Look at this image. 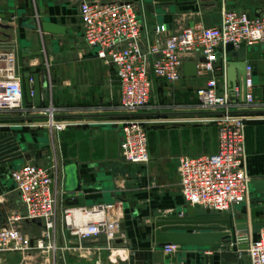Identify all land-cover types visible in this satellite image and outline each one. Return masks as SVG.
<instances>
[{"label": "crops", "instance_id": "obj_1", "mask_svg": "<svg viewBox=\"0 0 264 264\" xmlns=\"http://www.w3.org/2000/svg\"><path fill=\"white\" fill-rule=\"evenodd\" d=\"M81 1L0 0V13L12 16L11 19H0V25L8 27H0V55L14 53L23 91L22 74L25 71L39 74V111L52 105L56 121L67 125L65 130H50L34 125L35 121L45 120L40 114L0 115V131L11 132L25 147L26 160L31 154L33 164L48 166L54 163L57 166L58 189L63 191L56 205L57 258L60 248L68 247L62 256L66 259L67 252L70 257L81 260H75L76 264H167L162 247L158 248L154 243L151 223L158 216L173 215L178 209L190 208L178 185V157L212 154L217 150V128L209 124L213 113L201 111L195 95L204 78H186L182 73L181 79L174 83L154 79L149 100L153 111L123 113L118 108L120 91L115 67L98 58L96 50L83 39L79 14ZM84 1L132 3L140 13L143 48L160 37L150 30L152 25L164 26L166 31L161 35L164 37L195 23L205 27L218 26L225 11L264 16V0H172L162 2L168 3L163 5H147L144 0ZM152 16L156 19L155 24L147 23ZM42 22L62 26L65 33H44L40 27ZM27 23H34L35 29H29ZM36 46H39L38 56L33 54ZM245 48L244 60L253 66L252 92L256 102L247 106L232 98L230 110L245 120L242 168L250 181L264 180V46ZM183 60V64L194 62L197 56L190 55ZM216 77L222 85L223 79ZM129 118H136L145 125L149 155L146 164H128L120 158V123ZM18 127H25L26 131H19ZM205 129L214 130L205 136ZM42 133L49 141L43 139ZM19 162L0 164V227L8 224L12 214L24 211L11 178V171ZM69 165H73L78 174L80 189L75 195L65 186L64 169ZM109 202L118 203L123 214L121 222L126 215L130 216L124 221L123 241L118 239L107 248L102 237L78 243L66 234L61 221L64 207ZM193 209L199 216L206 211L199 207ZM222 215L230 219L234 237L247 234L255 239L264 226V202L249 193L243 203ZM242 223L247 226L245 231L233 230L234 225ZM21 225L23 232L31 236H37L41 231V226L35 223L22 222ZM202 249L183 248L181 263L203 264L202 255L198 253ZM0 264H32V261L27 255L4 252L0 253Z\"/></svg>", "mask_w": 264, "mask_h": 264}, {"label": "built area", "instance_id": "obj_2", "mask_svg": "<svg viewBox=\"0 0 264 264\" xmlns=\"http://www.w3.org/2000/svg\"><path fill=\"white\" fill-rule=\"evenodd\" d=\"M79 14L83 26V39L97 49V57L115 67L119 85V110L134 114L146 108L154 79L174 83L182 77L183 58L197 56V75L204 78L195 95L201 111L212 112L211 121L217 128V150L212 154L178 157L177 177L182 198L190 208L209 210L223 214L231 207L243 203L249 195L250 178L243 170L244 117L233 113L231 95L224 81L220 85L213 65L215 55L232 44L239 47L264 46V16L252 19L243 12L225 11L220 24L205 27L192 24L178 33H165V27H157L160 37L142 46V25L135 6L130 2L92 3L82 0ZM39 27V24H38ZM200 58L204 62H198ZM245 105L256 102L252 92L253 66L246 63ZM236 97L239 92L235 91ZM28 113L44 114L42 123L36 127L65 130L67 125L55 119V109L40 110L27 106L16 68L13 52L0 55V115L25 116ZM122 138L119 143L120 158L128 164H146L149 161L145 125L136 118L120 123ZM56 164L40 166L22 163L11 171L23 213H14L5 227H0V253L27 255L32 264H56V205L63 194L58 189ZM41 221V231L31 236L22 230V222L32 224ZM123 214L116 202L97 203L91 206H67L61 211L62 226L66 234L78 241H95L103 238L107 248L116 240H124L120 223ZM248 264H264V226L255 239L244 234ZM61 254L68 247L60 248ZM89 252V249H87ZM176 246L165 245L162 251L172 254Z\"/></svg>", "mask_w": 264, "mask_h": 264}, {"label": "water", "instance_id": "obj_3", "mask_svg": "<svg viewBox=\"0 0 264 264\" xmlns=\"http://www.w3.org/2000/svg\"><path fill=\"white\" fill-rule=\"evenodd\" d=\"M172 0H144V3L150 5H163ZM170 4V3H169ZM139 16L140 13L138 12ZM251 19L253 15H248ZM11 15H4L0 13V19H11ZM149 24H155L154 16L146 20ZM1 28L7 29L4 25ZM29 29H35L34 23H27ZM41 30L47 34L62 35L65 29L62 26L50 22H42ZM157 25H152L150 30L155 31ZM97 53V49L94 48ZM34 55L38 56L39 46H36ZM246 48H234L232 44H227L224 49L226 61L221 60L222 54L218 52L215 55L214 69L215 75L221 77L231 98L245 103L246 85H245V68L246 62L244 60V53ZM198 62H204L200 58ZM197 62H185L182 67L183 76L186 78H194L197 75ZM24 85V96L27 106L40 107L41 106V87L38 73H30L25 71L22 74ZM239 92L236 97L235 91ZM25 147L20 145L15 136L11 132L0 131V164L13 163L24 158ZM65 186L67 191L75 195L80 189L77 170L73 165H69L65 169ZM249 193H253L258 201L264 202V180H254L249 182ZM130 218L129 215L124 217L123 222L120 223L121 231H124V221ZM38 226H42L40 220L32 221ZM154 228V243L156 247L160 248L165 245H173L177 250L172 254H166L164 261L167 264H182L181 258L184 256L183 248L197 247L204 248L198 253L202 255L203 264H214L216 261L219 264H247V257L245 254L246 244L243 235L233 236L230 219L221 214H213L206 210L204 215H196L193 208L178 209L173 215H162L152 220ZM247 228L246 224L234 225L233 230L236 232H243ZM120 241H118L119 243ZM236 249L233 250V249ZM206 252V253H205ZM56 264H65L62 254L57 258Z\"/></svg>", "mask_w": 264, "mask_h": 264}, {"label": "rangeland", "instance_id": "obj_4", "mask_svg": "<svg viewBox=\"0 0 264 264\" xmlns=\"http://www.w3.org/2000/svg\"><path fill=\"white\" fill-rule=\"evenodd\" d=\"M153 109H154V107H153V105L151 104V103H148V105H147V107L146 108H144V109H142V111L143 112H150V111H153ZM157 111H159V109H156ZM155 110V111H156ZM42 111V110H41ZM41 116H44V114H40ZM44 118H45V116H44ZM40 121H35L34 122V124H37V123H39ZM40 123H42V122H40ZM156 123H162V122H156ZM16 124V123H15ZM209 124L211 125H215V127H216V124L215 123H213V122H209ZM16 129H19V131H22V130H24V131H26V128L25 127H23V128H20V127H18V128H16ZM214 130V129H213ZM213 130H206L205 129V136L206 135H209V134H211L212 132H213ZM42 135L44 136V140H47V141H49V137H47L46 135H45V133H42ZM29 156V159L28 160H26L25 159V157L24 158H22L21 160H20V162H19V164H22V163H26V162H29V163H35L34 162V160H33V156L31 155V154H29L28 155ZM19 164H17L16 166H19ZM60 253H61V251H60ZM65 258L66 259H64V257H63V259H64V262H65V264H76V262H75V260H79V259H77V258H75V257H70L68 254H67V252H66V254H65ZM79 261H81V260H79ZM79 264H81V262H79ZM86 264H90V263H86ZM103 264V263H102Z\"/></svg>", "mask_w": 264, "mask_h": 264}]
</instances>
